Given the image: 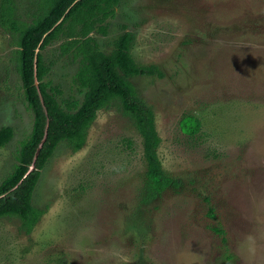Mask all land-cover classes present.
<instances>
[{"label":"rangeland","instance_id":"obj_1","mask_svg":"<svg viewBox=\"0 0 264 264\" xmlns=\"http://www.w3.org/2000/svg\"><path fill=\"white\" fill-rule=\"evenodd\" d=\"M40 0H11L29 23ZM90 34L103 53L124 31L137 65L160 75L129 78L150 108L156 155L177 181L149 196L141 137L118 103L96 111L82 146L61 141L39 172L29 232L0 217V264H264V0H118ZM41 50L56 100L81 101L79 58ZM14 34L0 25V181L31 127L15 71ZM199 121L193 135L178 120ZM218 227L221 232L213 230Z\"/></svg>","mask_w":264,"mask_h":264},{"label":"trees","instance_id":"obj_2","mask_svg":"<svg viewBox=\"0 0 264 264\" xmlns=\"http://www.w3.org/2000/svg\"><path fill=\"white\" fill-rule=\"evenodd\" d=\"M117 3L118 0H40L38 13L26 23L11 17V0H0V25L14 34L15 71L26 108L32 115L30 130L18 144L15 163L0 181V217H17L26 232L41 215V210L31 204V194L41 168L55 146L65 141L71 150L79 149L96 111L111 103L119 104L141 137L149 196L177 184L161 169L156 155L159 137L152 112L129 82L135 75H160L158 69L133 61L128 51L131 37L128 31L113 40L108 53L99 50L94 37L89 36L94 29L97 34H105V27L96 24L112 16ZM60 34L67 39L59 44L60 53L71 51L79 58L75 81L83 89L80 102L65 100L63 106L56 100L60 90L43 81L48 67L41 54V50ZM178 127L182 133L193 135L199 129V121L184 115L178 120ZM12 135L10 126L0 127V148ZM42 137L44 140L32 160ZM30 164L32 169L27 171ZM213 230L221 232L218 227Z\"/></svg>","mask_w":264,"mask_h":264},{"label":"water","instance_id":"obj_3","mask_svg":"<svg viewBox=\"0 0 264 264\" xmlns=\"http://www.w3.org/2000/svg\"><path fill=\"white\" fill-rule=\"evenodd\" d=\"M36 51H37V47H36V49L34 50L33 63H34V61H35V53H36ZM33 68H34V66H33ZM34 84L36 85V81H34ZM43 140H44V137H42L41 141L39 142L38 147L36 148V150H35V152H34V155H33V157H32V160H34V158L36 157L37 150H38L39 146L41 145V143L43 142ZM30 169H32V164H30V165L28 166V170H27V171H29Z\"/></svg>","mask_w":264,"mask_h":264},{"label":"flooded vegetation","instance_id":"obj_4","mask_svg":"<svg viewBox=\"0 0 264 264\" xmlns=\"http://www.w3.org/2000/svg\"><path fill=\"white\" fill-rule=\"evenodd\" d=\"M92 32H93V31H92ZM92 32L89 33V36H91L90 34H91ZM99 35H100V34H99Z\"/></svg>","mask_w":264,"mask_h":264}]
</instances>
